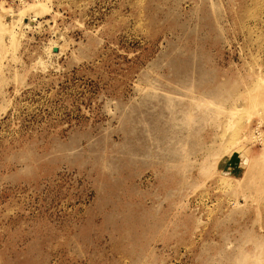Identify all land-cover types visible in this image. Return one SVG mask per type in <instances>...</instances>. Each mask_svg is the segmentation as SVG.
<instances>
[{
    "label": "rangeland",
    "instance_id": "rangeland-1",
    "mask_svg": "<svg viewBox=\"0 0 264 264\" xmlns=\"http://www.w3.org/2000/svg\"><path fill=\"white\" fill-rule=\"evenodd\" d=\"M0 15V264H254L264 0Z\"/></svg>",
    "mask_w": 264,
    "mask_h": 264
},
{
    "label": "bare ground",
    "instance_id": "bare-ground-1",
    "mask_svg": "<svg viewBox=\"0 0 264 264\" xmlns=\"http://www.w3.org/2000/svg\"><path fill=\"white\" fill-rule=\"evenodd\" d=\"M34 7V6H33ZM43 7V6H42ZM21 13H23V12H21ZM3 14V13H2ZM6 15V14H5ZM1 16V15H0ZM4 18H5V16H4ZM3 18V19H4ZM3 19H1V20H3ZM23 19H25V17L23 18V15L21 16V14H20V16H19V18H17V20L18 21H21V20H23ZM11 20V19H10ZM16 20V21H17ZM14 21V20H13ZM29 21V20H28ZM2 22V21H1ZM4 22V21H3ZM7 22V21H6ZM23 23V22H22ZM11 24V23H10ZM25 25H27L28 24V22H26V23H24ZM2 25H3V23H2ZM2 25H1V23H0V46H1V48H3L4 46H6L3 42H2V38L4 37V36H2L4 33L2 32V28H3V31H4V29H6L5 28V25H4V27H2ZM8 26V25H7ZM6 26V27H7ZM13 26H15V25H13ZM12 26V29L14 30V28L15 27H13ZM10 27V26H9ZM12 29H10V31H8V32H11L12 33V36H13V39H12V41L14 40V34H13V31H12ZM6 31V30H5ZM2 32V33H1ZM15 33V32H14ZM7 35H10V34H7ZM7 35L5 36V37H7ZM9 37V36H8ZM7 37V38H8ZM10 39V40H11ZM10 40H8V41H10ZM6 41H7V39H6ZM3 43V44H2ZM10 43H11V41H10ZM8 45H10L9 43H8ZM10 46H12V43H11V45ZM14 47V46H13ZM4 49V48H3ZM258 96V95H257ZM256 96V97H257ZM207 99V98H206ZM206 99H204L205 101H206ZM255 99H257V98H255ZM260 99V98H259ZM166 100H167V106H168V108L167 109H169V107H170V105L172 104V103H174L173 102V99H171V98H166ZM208 100V99H207ZM264 101V100H263ZM208 102H210V100H208ZM264 103V102H263ZM260 104H261V102H260ZM257 105V104H256ZM263 158V157H262ZM261 163H262V161H261ZM263 163H264V160H263ZM264 165V164H263ZM259 171V170H258ZM255 172H256V170H255ZM258 173H260V172H258ZM258 173H257V175H258ZM251 174V173H250ZM252 174H253V172H252ZM257 175H256V177H257ZM253 178H255V177H253ZM251 180V179H250ZM253 181H254V179H252ZM252 180L251 181H249V183L250 182H252ZM256 180V179H255ZM259 180V179H258ZM263 182V181H262ZM255 183V182H254ZM256 185H258V184H256ZM260 185V184H259ZM261 186V185H260ZM263 243V241H259V242H257V245H259L258 246V250H257V252H255V258H254V264H264V249L263 248H261V244Z\"/></svg>",
    "mask_w": 264,
    "mask_h": 264
}]
</instances>
